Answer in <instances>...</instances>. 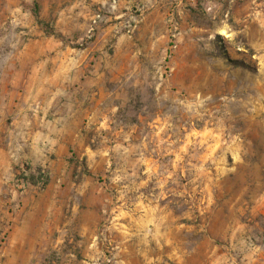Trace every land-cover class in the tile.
<instances>
[{
  "label": "rangeland",
  "instance_id": "374dc122",
  "mask_svg": "<svg viewBox=\"0 0 264 264\" xmlns=\"http://www.w3.org/2000/svg\"><path fill=\"white\" fill-rule=\"evenodd\" d=\"M111 5L0 0V264L31 209L46 262L264 264V0Z\"/></svg>",
  "mask_w": 264,
  "mask_h": 264
},
{
  "label": "crops",
  "instance_id": "0c3cea01",
  "mask_svg": "<svg viewBox=\"0 0 264 264\" xmlns=\"http://www.w3.org/2000/svg\"><path fill=\"white\" fill-rule=\"evenodd\" d=\"M93 3H97L100 7H106L111 5L110 0H92ZM138 0H118L117 7L118 11H124V9L129 8V6L135 5ZM112 6V5H111ZM125 12V11H124ZM126 14V13H124ZM259 24L264 29V13L260 14L259 16ZM97 93H93L92 100L96 97L94 96ZM43 92L39 91L31 96L24 95V96H16V94H8L6 99H10V102L14 98L23 99L25 102L26 100L30 99L34 103L37 109H42L43 111H49V103L42 100L44 98ZM54 95L53 93L47 94L48 96ZM86 97V96H85ZM51 98V97H50ZM41 100V101H40ZM11 105V104H10ZM18 105V104H17ZM27 131L29 134H21L22 138L26 140L28 137V141L24 142V147L22 148L25 150L24 153L29 152L30 154L37 156L39 151H49L54 152L58 156L62 158L68 157V145L66 144H59L55 145L52 141H48V143H44L41 145L40 142L35 140L38 137V134H34L35 128L26 126ZM32 131V132H31ZM35 135L34 138L31 139L32 135ZM67 136V135H66ZM65 137V136H64ZM68 138H78V134L74 133L69 136ZM41 145V146H40ZM43 153V152H41ZM64 224H52L47 222L45 219L41 218L37 209L29 210L25 217L16 224L13 229L11 230L7 246L4 250V254L6 256V260L11 263L18 264H31V260L38 257V264L46 263V264H79L75 259L68 258L67 256H61L62 260L59 263H56L54 259L49 258L48 262L45 261L47 259V255L50 250L53 248V244L59 243L61 241V235H55V230H63ZM1 228V226H0ZM51 244V245H50ZM45 255V256H44Z\"/></svg>",
  "mask_w": 264,
  "mask_h": 264
},
{
  "label": "trees",
  "instance_id": "16d2710c",
  "mask_svg": "<svg viewBox=\"0 0 264 264\" xmlns=\"http://www.w3.org/2000/svg\"><path fill=\"white\" fill-rule=\"evenodd\" d=\"M237 64H239V62L235 61ZM35 177V176H33ZM38 177H40L43 180V185H47L48 183V177L47 175H45L44 173H39Z\"/></svg>",
  "mask_w": 264,
  "mask_h": 264
},
{
  "label": "built area",
  "instance_id": "2783aa9c",
  "mask_svg": "<svg viewBox=\"0 0 264 264\" xmlns=\"http://www.w3.org/2000/svg\"><path fill=\"white\" fill-rule=\"evenodd\" d=\"M117 2H118V0H113V4H112V7H113V8L116 7ZM100 17H101V15L98 14V15H97V19L100 18Z\"/></svg>",
  "mask_w": 264,
  "mask_h": 264
},
{
  "label": "bare ground",
  "instance_id": "6f19581e",
  "mask_svg": "<svg viewBox=\"0 0 264 264\" xmlns=\"http://www.w3.org/2000/svg\"><path fill=\"white\" fill-rule=\"evenodd\" d=\"M220 32H221L222 34H227V31H226L225 28H221V29H220Z\"/></svg>",
  "mask_w": 264,
  "mask_h": 264
}]
</instances>
